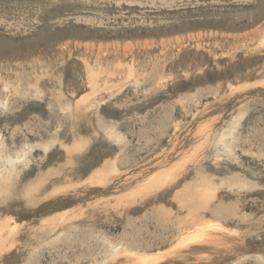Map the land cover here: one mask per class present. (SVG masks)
<instances>
[{
    "label": "rangeland",
    "instance_id": "obj_1",
    "mask_svg": "<svg viewBox=\"0 0 264 264\" xmlns=\"http://www.w3.org/2000/svg\"><path fill=\"white\" fill-rule=\"evenodd\" d=\"M0 264H264V0H0Z\"/></svg>",
    "mask_w": 264,
    "mask_h": 264
}]
</instances>
